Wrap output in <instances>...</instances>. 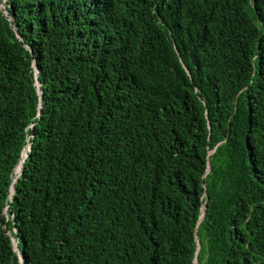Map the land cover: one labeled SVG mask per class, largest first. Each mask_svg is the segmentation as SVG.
I'll use <instances>...</instances> for the list:
<instances>
[{
	"label": "trees",
	"instance_id": "trees-1",
	"mask_svg": "<svg viewBox=\"0 0 264 264\" xmlns=\"http://www.w3.org/2000/svg\"><path fill=\"white\" fill-rule=\"evenodd\" d=\"M0 3V264H264V0Z\"/></svg>",
	"mask_w": 264,
	"mask_h": 264
},
{
	"label": "clouds",
	"instance_id": "clouds-1",
	"mask_svg": "<svg viewBox=\"0 0 264 264\" xmlns=\"http://www.w3.org/2000/svg\"><path fill=\"white\" fill-rule=\"evenodd\" d=\"M2 2H4V0H2ZM1 7H3V5H0ZM25 156V153H24V151H23V153H22V157H21V159H23V157ZM21 161V160H20ZM21 162H19V164H20ZM195 264V263H194Z\"/></svg>",
	"mask_w": 264,
	"mask_h": 264
},
{
	"label": "water",
	"instance_id": "water-1",
	"mask_svg": "<svg viewBox=\"0 0 264 264\" xmlns=\"http://www.w3.org/2000/svg\"><path fill=\"white\" fill-rule=\"evenodd\" d=\"M23 158H24V157H23ZM22 160H23V159H21V161H20V162H22ZM15 248H16V247H15Z\"/></svg>",
	"mask_w": 264,
	"mask_h": 264
},
{
	"label": "rangeland",
	"instance_id": "rangeland-1",
	"mask_svg": "<svg viewBox=\"0 0 264 264\" xmlns=\"http://www.w3.org/2000/svg\"><path fill=\"white\" fill-rule=\"evenodd\" d=\"M0 5H2V3H0Z\"/></svg>",
	"mask_w": 264,
	"mask_h": 264
}]
</instances>
